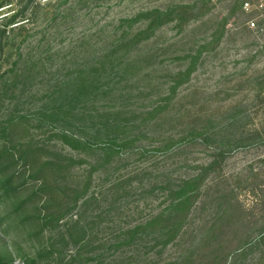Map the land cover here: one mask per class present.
I'll list each match as a JSON object with an SVG mask.
<instances>
[{
    "label": "rangeland",
    "instance_id": "374dc122",
    "mask_svg": "<svg viewBox=\"0 0 264 264\" xmlns=\"http://www.w3.org/2000/svg\"><path fill=\"white\" fill-rule=\"evenodd\" d=\"M0 264H264V0H0Z\"/></svg>",
    "mask_w": 264,
    "mask_h": 264
},
{
    "label": "built area",
    "instance_id": "2783aa9c",
    "mask_svg": "<svg viewBox=\"0 0 264 264\" xmlns=\"http://www.w3.org/2000/svg\"><path fill=\"white\" fill-rule=\"evenodd\" d=\"M247 4H245V6H246ZM250 27H253L254 26V23L253 22H250L249 24H248Z\"/></svg>",
    "mask_w": 264,
    "mask_h": 264
},
{
    "label": "trees",
    "instance_id": "16d2710c",
    "mask_svg": "<svg viewBox=\"0 0 264 264\" xmlns=\"http://www.w3.org/2000/svg\"><path fill=\"white\" fill-rule=\"evenodd\" d=\"M158 13V12H157ZM160 15H163L164 13H159ZM1 170H2V168H1Z\"/></svg>",
    "mask_w": 264,
    "mask_h": 264
}]
</instances>
